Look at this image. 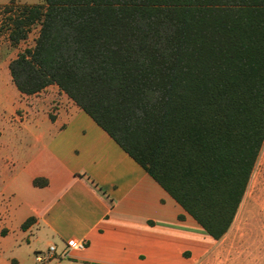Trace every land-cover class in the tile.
<instances>
[{
    "label": "trees",
    "instance_id": "16d2710c",
    "mask_svg": "<svg viewBox=\"0 0 264 264\" xmlns=\"http://www.w3.org/2000/svg\"><path fill=\"white\" fill-rule=\"evenodd\" d=\"M8 24L12 44L40 26L9 63L19 93L56 85L212 240L226 236L264 146V0H44Z\"/></svg>",
    "mask_w": 264,
    "mask_h": 264
},
{
    "label": "crops",
    "instance_id": "0c3cea01",
    "mask_svg": "<svg viewBox=\"0 0 264 264\" xmlns=\"http://www.w3.org/2000/svg\"><path fill=\"white\" fill-rule=\"evenodd\" d=\"M20 95L30 99L21 104L33 124L32 134L22 135L30 143L20 167L31 197L21 200L18 234L8 223L0 232V264H23L24 242L30 247L40 234L57 240L48 246L58 253L83 241L85 249L69 256L80 264H200L218 248L221 240H212L56 85ZM35 179L48 185L35 187ZM30 217L34 223L22 230Z\"/></svg>",
    "mask_w": 264,
    "mask_h": 264
},
{
    "label": "rangeland",
    "instance_id": "374dc122",
    "mask_svg": "<svg viewBox=\"0 0 264 264\" xmlns=\"http://www.w3.org/2000/svg\"><path fill=\"white\" fill-rule=\"evenodd\" d=\"M43 5L44 0H0V232L3 235L7 233L6 223L15 236L18 234L21 200L31 197L27 191L28 176L20 173V167L28 157L26 147L30 143L22 135L32 134L33 124L31 114L21 104L26 98L12 82L9 63L19 52L35 45L40 30L39 24H35L25 40L12 44L8 22L23 6ZM8 7H13V11L7 12ZM53 113L49 109L47 117L54 116ZM6 216L10 218L7 220ZM38 237L30 247L24 242L20 251L23 264H38L35 253H47L48 242L53 239L43 234ZM45 264L80 263L56 256ZM200 264H264V146L231 231Z\"/></svg>",
    "mask_w": 264,
    "mask_h": 264
},
{
    "label": "built area",
    "instance_id": "2783aa9c",
    "mask_svg": "<svg viewBox=\"0 0 264 264\" xmlns=\"http://www.w3.org/2000/svg\"><path fill=\"white\" fill-rule=\"evenodd\" d=\"M85 249V243L83 241H71L67 243L66 248L58 253L55 245H50L48 247L47 253L41 254L37 253L35 255V260L38 264H45L52 259H55L56 256H61L63 258L69 257L71 250L83 251Z\"/></svg>",
    "mask_w": 264,
    "mask_h": 264
}]
</instances>
